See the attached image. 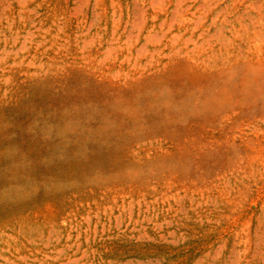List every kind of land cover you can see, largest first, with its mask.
Masks as SVG:
<instances>
[{
  "label": "rangeland",
  "instance_id": "374dc122",
  "mask_svg": "<svg viewBox=\"0 0 264 264\" xmlns=\"http://www.w3.org/2000/svg\"><path fill=\"white\" fill-rule=\"evenodd\" d=\"M0 264H264V0H0Z\"/></svg>",
  "mask_w": 264,
  "mask_h": 264
}]
</instances>
